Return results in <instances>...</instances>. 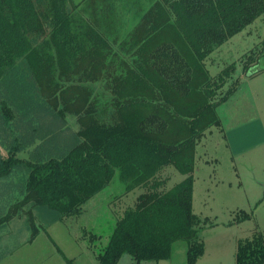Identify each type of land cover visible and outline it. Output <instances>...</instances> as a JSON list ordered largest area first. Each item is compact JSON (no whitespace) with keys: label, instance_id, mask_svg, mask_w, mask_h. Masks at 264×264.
I'll use <instances>...</instances> for the list:
<instances>
[{"label":"trees","instance_id":"1","mask_svg":"<svg viewBox=\"0 0 264 264\" xmlns=\"http://www.w3.org/2000/svg\"><path fill=\"white\" fill-rule=\"evenodd\" d=\"M86 1L99 3L98 23L70 0H0V227L25 218L33 240L81 216L118 174L125 194L146 191L100 264L170 260L178 242L195 264L205 254L193 209L197 147L240 84L236 63L212 77L205 61L264 16V0ZM128 12L131 29L122 28ZM246 55L244 77L261 74L264 40ZM172 167L185 179L162 190L160 173ZM239 214L237 223L251 219ZM236 264H264V235L240 242Z\"/></svg>","mask_w":264,"mask_h":264},{"label":"rangeland","instance_id":"2","mask_svg":"<svg viewBox=\"0 0 264 264\" xmlns=\"http://www.w3.org/2000/svg\"><path fill=\"white\" fill-rule=\"evenodd\" d=\"M78 1L70 0L68 6L72 8ZM263 40L264 16L206 59L210 75L216 76L225 67L236 63L234 83L242 76L246 54ZM259 75L264 77V70ZM243 78V81L247 80L244 75ZM243 81L238 94L217 108L221 127L208 130L197 151L193 209L203 221L200 238L204 242L205 254L195 264H236L240 242L252 239L256 234L264 235V149H251L254 144L264 141V133L257 127L256 137L251 135L249 141L246 140L249 134L247 121L250 118L256 123L258 112L244 110L247 101L243 102V96L247 84ZM233 83L223 91L226 92ZM67 119L73 129H80L74 114L67 115ZM18 157L28 159V152L20 153ZM158 179L163 183L160 189L169 191L182 182L185 175L172 167L161 172ZM125 190V184L116 174L102 193L85 204L81 216L54 224L47 230L50 236L42 235L36 245L43 249L50 245L59 247V264H100L98 256L109 244L117 221L146 191L140 188L125 194ZM240 212H246L251 219L237 223V219L243 216ZM22 226L31 237L29 224L26 222ZM51 238L54 244H50ZM187 250L185 242H178L170 260L138 263L126 254L119 264H189Z\"/></svg>","mask_w":264,"mask_h":264},{"label":"crops","instance_id":"3","mask_svg":"<svg viewBox=\"0 0 264 264\" xmlns=\"http://www.w3.org/2000/svg\"><path fill=\"white\" fill-rule=\"evenodd\" d=\"M76 6L78 7L75 10V12H77L76 14H79L80 17H83L84 19L89 21L92 18V20H95L98 23L97 18L99 17H96L95 14L97 13L99 3L79 0ZM135 10L133 16L136 15ZM127 14H129L128 19H131V13L128 12ZM129 21H131L132 23H129V26H127L126 23L125 25H122V28L124 27L125 29H131L137 23V21L133 19ZM108 30L111 31L110 28ZM111 41L116 42L117 39L114 38V40ZM120 41L121 40L119 39L117 42ZM237 79L240 80L241 84V81H243L242 79H244L243 74L241 78L239 77ZM246 79L247 80H244L242 82L247 84V90L243 96V102L247 101V103L244 104V107L246 108L244 110L253 109L260 115H256V123L251 122L250 118L247 121L249 134L247 136L248 139L246 140L249 141L251 135H253V137H256L254 135V132L257 127H259V131H261L262 129V132L264 133V77L259 75L253 78ZM238 88L226 102L230 101L238 94ZM201 145L202 144L198 145L197 151L199 149V146ZM251 149H264V141L260 142L259 144H254V147ZM10 222L14 223V225H8V227L6 225H2L0 227V264H59V247H51L50 245L49 247L43 249V247L36 245L37 241L41 238L42 235H49L48 232H40L37 237H35L33 240H30V233L28 234L26 229H24V227L22 226V224H24L25 222V218L16 217ZM51 241L52 242L50 244H54V240L52 238ZM6 255L10 256L6 257Z\"/></svg>","mask_w":264,"mask_h":264}]
</instances>
